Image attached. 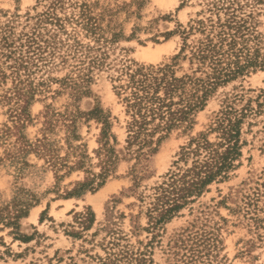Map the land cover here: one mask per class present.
Listing matches in <instances>:
<instances>
[{
  "label": "trees",
  "instance_id": "obj_1",
  "mask_svg": "<svg viewBox=\"0 0 264 264\" xmlns=\"http://www.w3.org/2000/svg\"><path fill=\"white\" fill-rule=\"evenodd\" d=\"M47 1L42 12L26 15L28 22L35 21L21 31L16 23L19 14L0 20V103L7 106L14 122L13 126L0 129V141L8 143L12 135L17 136L12 147L6 150L7 157L16 164L26 154L43 149L57 179L83 170L86 176L65 191L66 198L97 191L117 172L122 160L134 161L129 172L133 181L130 191L136 193L142 180L149 176L151 157L165 139L176 130L190 132L197 114L221 87L258 69L264 70L263 34L258 29L264 0H209L203 11L209 16L164 34L167 38L180 33L182 45L171 62L157 64L113 57L115 45L125 35L116 24V12L100 5L98 0ZM64 69L67 70L64 76H53L54 72ZM111 70L114 71L109 76L113 91L126 115L123 148H119L121 142L113 130L111 112L100 103L88 111L79 104L81 99L90 96L95 72ZM54 83L59 88L52 90ZM51 91L68 92L75 103L64 111L47 108L44 139L32 144L22 129L31 118L30 107L39 99L38 95L46 96ZM241 100L243 95L227 97L209 128L190 137L180 147L163 180L150 187L149 192H139L138 199L146 211L140 210L135 218L145 212L148 225L142 226L137 221L130 235L121 226L124 215L115 216L111 209L101 222L102 227L92 234L94 237L101 231L106 232L102 241L94 244L104 254L80 250L79 253H86L83 262L89 258L97 264H156L153 248L164 225L209 191L212 184L229 179L240 165L246 145L242 140L243 124L250 115L260 113L263 106L260 102L254 106L249 99L237 107L236 102ZM84 117L101 124L94 156L90 155L86 143L73 144L81 140L78 124ZM56 126L65 130L64 155L60 154L63 146L56 147L49 137ZM212 134H215L214 140L210 139ZM28 164L26 159L22 160L23 166ZM34 204L30 198L24 206L15 212L9 210L8 214L0 207V223L18 227L19 218L27 216ZM75 215L85 231L96 221L90 207ZM142 230H147L151 238L147 242L138 239L135 245L132 236H139ZM70 260L66 264H77L73 256Z\"/></svg>",
  "mask_w": 264,
  "mask_h": 264
},
{
  "label": "rangeland",
  "instance_id": "obj_2",
  "mask_svg": "<svg viewBox=\"0 0 264 264\" xmlns=\"http://www.w3.org/2000/svg\"><path fill=\"white\" fill-rule=\"evenodd\" d=\"M98 1L116 12V24L125 35L115 45L113 57L117 56V60L125 58L147 64L171 62L180 50L182 36L173 33L166 38L164 34L178 30L179 25L188 26L192 20L209 16L208 12H203L209 0ZM47 3V0H0V20L6 21L19 14L16 23L18 31H21L26 24L32 25L35 21L31 19L28 22L26 15L42 12ZM261 8L258 29L263 34L264 50V4ZM197 36L199 34L192 38ZM66 72L65 69L59 70L53 76L62 77ZM113 73V70L95 72L91 94L81 99L79 104L88 111L100 103L110 111L113 130L121 142L119 148H123L126 115L124 106L113 91L109 77ZM51 88L58 89L59 84L54 83ZM236 94L243 95V100L236 102L237 107H242L249 99L254 106L258 102L263 103L261 112L250 115L243 124L242 140L246 145L240 165L229 179L212 184L209 191L164 225L155 241L153 258L156 264H264V70L260 69L221 87L205 109L197 114L190 132L176 130L165 139L151 157L149 176L142 180L136 193L130 191L133 181L129 172L134 161L122 160L117 172L97 191L66 198L65 191L71 190L74 182L86 176L83 170L57 179L46 162L43 149L26 154L18 164L12 163L6 150L12 147L17 136L12 135L9 144L1 140L0 207L5 208L8 214L9 210L15 212L24 206L30 198L35 204L27 216L19 218L18 227L0 223V264H66L70 263V256L77 264H97L89 258L83 262L86 253L79 251L89 249L91 253L104 254L94 244L101 242L106 232L101 231L94 237L92 234L102 227L101 222L110 210L113 209L115 216L124 215L120 220L121 226L130 235L137 221L147 226L145 212L135 218L140 210L146 211V206L141 207L138 199L139 192H149L150 187L163 180L177 159L180 147L190 137L206 131L216 112L222 108L223 101ZM38 98L30 107L31 118L22 129L32 144L44 139V112L47 108L64 111L75 103L68 92L55 94L51 91L46 96L44 93L38 95ZM11 119L7 106L0 103V129L6 125L13 126ZM78 125L81 140L73 141V144L86 143L90 155L94 156L101 124L95 120L87 121L84 117ZM61 128L56 126L49 137L56 147L63 146L60 154L64 155L67 145L64 142L65 130ZM210 139L214 140L215 134ZM120 152L123 154V149ZM24 159L28 165H22ZM21 166L23 169L19 172ZM95 170L99 171V168L95 167ZM88 207L95 212L96 221L91 229L85 231L75 214L86 211ZM150 238L151 234L142 230L139 236L133 235L131 241L138 245V239L147 242Z\"/></svg>",
  "mask_w": 264,
  "mask_h": 264
}]
</instances>
